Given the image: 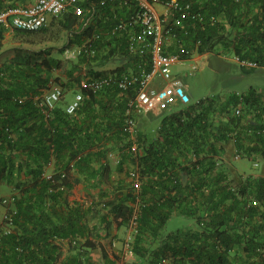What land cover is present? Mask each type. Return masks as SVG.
I'll return each instance as SVG.
<instances>
[{"label":"trees","instance_id":"obj_1","mask_svg":"<svg viewBox=\"0 0 264 264\" xmlns=\"http://www.w3.org/2000/svg\"><path fill=\"white\" fill-rule=\"evenodd\" d=\"M26 1L0 0V12L27 5ZM186 1L206 21H187L170 51L183 48L202 55L223 47L264 68V0ZM95 5L100 30L113 25L115 14L127 17L135 10L134 2L123 6L121 0H83L79 6L86 19L93 18L87 10ZM81 17L73 12L39 32H15L45 33L58 22L66 30L78 25L79 40L92 31ZM5 32L0 29V49ZM72 45L69 42L58 52ZM97 45L95 58H80L85 64H73L69 71L70 60L53 57L52 49L17 48L0 65V185L15 192L12 231L4 234L0 227V264H126L101 242L109 239L113 247L116 238L110 231L113 226L118 230L128 226L137 199L138 230L128 264H264V93L251 88L225 99L203 98L166 112L153 140L139 125L136 139L131 140L125 120L135 92L109 87L95 93L82 87L87 77L100 78L133 66L128 60L115 70L93 69L92 64L117 55L129 59L123 38ZM82 69L83 74L76 75ZM242 69L247 74L254 71ZM55 71L70 81L65 84L56 78L55 83L75 86L84 96L73 115L67 114L64 103L52 109L42 105ZM237 107L240 115L235 114ZM116 150L121 153L124 181L108 196L102 186L108 179V154ZM230 150L233 162L263 164L261 175L232 177L227 165ZM52 161L55 173L47 178L45 168ZM128 162L135 164V170L124 168ZM134 172L139 175V189ZM76 175L93 190L100 189L98 202L86 205L70 199L79 180ZM174 215L194 219L195 228L165 234ZM99 247L100 261L93 255Z\"/></svg>","mask_w":264,"mask_h":264},{"label":"built area","instance_id":"obj_2","mask_svg":"<svg viewBox=\"0 0 264 264\" xmlns=\"http://www.w3.org/2000/svg\"><path fill=\"white\" fill-rule=\"evenodd\" d=\"M80 1L82 0H33L27 5L7 7L0 12V29L6 32L36 33L48 27L52 20L73 12L78 17L83 16L82 21H86L85 26L91 25L90 30L92 31L84 35L81 43L65 49L64 54L69 60L71 57L86 60L95 58L98 54L97 44L99 42L123 38L128 52L127 61L129 60L133 66L127 67L120 73L100 78L87 77L82 87L95 93L109 87H115L123 92L130 90L135 92V97L127 109L125 120V131L131 140H135L138 134L137 116L162 115L177 104L182 107L188 105L190 98L181 87L179 79L173 72V67L184 65L188 61L197 62L194 56L200 54L196 51L190 54L183 48L172 52L169 48L178 38L177 31L183 29L187 21L193 24L206 21V16L201 11L195 10L192 2L186 0H121L123 6L134 2V12L127 17L115 14L113 25L100 30L95 25L100 20V16L95 14L97 5L87 10V14H91L93 18L86 19L83 8L79 6ZM100 5H104V1H101ZM115 9L112 7L111 12H115ZM209 20L215 21L213 17ZM178 47H181L179 43ZM234 60L244 69L260 68L258 63L252 60L240 59L237 56H234ZM146 62L149 63V68L145 66ZM192 68L196 70L198 66L194 64ZM63 96L64 88L52 82L43 96L42 105L52 109L61 102ZM83 101V94L78 92L67 104V114L73 115ZM241 113V107H237L235 114L240 115ZM132 149H137L136 144ZM45 176L52 177L46 173ZM132 178L135 187L139 189L141 183L138 173L134 172ZM14 202V194L0 199V227L4 234L12 231ZM139 203L137 199L133 215L127 226L124 249L129 256H132L131 244L138 230ZM252 205L257 206L258 202L254 201Z\"/></svg>","mask_w":264,"mask_h":264},{"label":"rangeland","instance_id":"obj_3","mask_svg":"<svg viewBox=\"0 0 264 264\" xmlns=\"http://www.w3.org/2000/svg\"><path fill=\"white\" fill-rule=\"evenodd\" d=\"M78 30V25L74 26L71 30H66L58 22H55L54 25L51 26L45 33L25 35L15 31L5 32L4 38L2 40V47L0 49V65L5 61L10 60V58L14 56L17 48H23L31 51L52 49L53 57L69 60L64 53L61 54L58 52V50L69 42H72L73 45L79 44L82 38L79 40L76 38ZM219 51L220 48L217 46L214 47L213 51L209 55V61H207L206 64L188 61L184 65H175L173 67V72L179 79L181 87L190 98L188 104L212 96L225 99L232 94L246 93L251 88L264 93V68L254 69L252 73L247 74L241 68V66L235 62L233 53L229 54L230 52L223 51V55L220 59L215 56ZM70 62L71 65H69L68 71L72 69L73 64L77 65L81 62V60L77 59L76 57H71ZM125 62L126 59L124 57L121 58L117 55L109 62L94 63L91 66L95 70H103L102 68H104L106 71H110L125 64ZM84 64L85 63H83V65ZM194 64L198 66V69L193 70L192 66ZM85 68L89 67L85 65ZM80 73L83 74V69L82 71H76V75ZM56 78H61V80L63 79L62 82L65 84H69L70 82L65 74L57 71L52 73V81L54 84V80ZM66 86L67 87H64V96L60 102L64 103L65 105L71 102L74 99V96L78 93V90L75 86ZM150 117L153 118V125L147 128L145 124H142L141 127L148 129V135L152 136L157 128L158 120L156 119L158 118L153 116ZM231 153H233V151L230 150L227 165L229 166L232 177L237 178L239 175L247 177L249 174H256V176L261 175L260 173L263 164L259 162H253V164L247 159L239 161L236 160V162H233ZM255 164H258V167L255 166ZM0 195H2L0 197L1 199L3 197H9L13 194H11L7 189H2L0 190ZM195 226L196 223L194 219L180 215H174L166 224L164 233L167 234L178 229L194 228ZM110 233L113 234V236L118 234L113 243V247L110 246L109 239L104 240L101 242V244H105L106 248L109 250L112 248L115 249V251L119 254L121 252L125 253L124 245L127 238V227L117 230L116 227L113 226ZM94 256L100 261V251L95 252ZM122 260H126L125 255L123 256Z\"/></svg>","mask_w":264,"mask_h":264},{"label":"crops","instance_id":"obj_4","mask_svg":"<svg viewBox=\"0 0 264 264\" xmlns=\"http://www.w3.org/2000/svg\"><path fill=\"white\" fill-rule=\"evenodd\" d=\"M33 0H27L24 4H29L31 3ZM83 1V0H82ZM83 39V38H82ZM227 50V49H226ZM222 53H221V52ZM219 52L216 53V57L217 58H220L222 57L223 55V51H225V48L222 47V49H220ZM230 52V51H229ZM211 52L209 53H205V54H202V55H198V56H194V59L198 62V63H202V64H206L207 61H209V55H210ZM233 52H230L229 54H231ZM126 59V62H127V58ZM111 61V60H110ZM109 62V61H108ZM125 62V63H126ZM103 70H106L104 68H102ZM109 69V68H108ZM182 106H179L178 104L175 105V106H172L170 108V111H174V110H178L180 109ZM168 112V111H167ZM166 112H164L162 115H149V116H138L137 117V121H138V125H139V128L141 130V132L143 134H145L147 137H148V140H153L155 138V135H156V132L160 126V123H161V120L162 118L164 117ZM150 116H153V117H156L158 119V125H157V128L154 132V134L152 136H149L148 135V132L149 130L148 129H144L142 128V124H145L147 126V128L151 127V125H153V118L150 117ZM120 159H121V153L119 151H112L108 154V159H107V162L109 164V169H108V179L104 182L103 184V189L108 193V196H112L115 192L116 189L120 188L121 185L123 184L122 182L124 181V177H123V173H121V171H119V163H120ZM258 165V164H257ZM100 165L99 164H95V168H98ZM124 168L127 170V171H132V170H135V164L133 162H128L127 164L124 165ZM45 173L47 175H53L55 173V165H54V161L50 162V164H48L45 168ZM79 180L77 181L74 189H73V195L71 196V200H74V201H79V202H82V203H85L86 205H90L92 204L93 202H98L99 201V198H100V195L98 194L99 192V188L93 190L91 188V186L88 184V182H86L85 180H83L81 177H79L78 175H76ZM2 189H7L9 190V192L11 194L15 193L11 188H9L7 185L5 184H1L0 185V190ZM75 194V195H74ZM2 195H0L1 197ZM116 227V226H115ZM195 228V227H194ZM117 229V228H116ZM118 230V229H117ZM111 232V231H110ZM118 233V232H117ZM111 234V233H110ZM118 234H115L113 236V234H111V236L113 237H117ZM103 242V241H102ZM103 247H105V250L110 253V254H118L121 258H123V256L125 255L126 256V260L123 261L124 263L128 264L129 262L132 261V256H129L126 254V252L124 253H118L115 251V249H107L106 248V245L105 244H102ZM66 250V249H65ZM97 251H100V254L102 252V248H97L95 251H93V255L95 252ZM125 251V250H124Z\"/></svg>","mask_w":264,"mask_h":264}]
</instances>
